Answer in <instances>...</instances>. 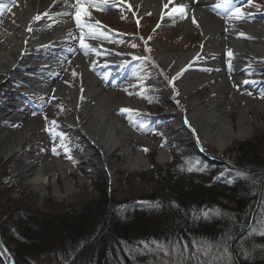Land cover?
Returning a JSON list of instances; mask_svg holds the SVG:
<instances>
[{
	"label": "rangeland",
	"instance_id": "obj_1",
	"mask_svg": "<svg viewBox=\"0 0 264 264\" xmlns=\"http://www.w3.org/2000/svg\"><path fill=\"white\" fill-rule=\"evenodd\" d=\"M213 1L215 7L212 11L220 18L232 14V8L238 6L243 10V21L264 23V3L262 0H252L251 4L248 3V0H231V4L222 7H217L221 0ZM107 2L105 0H85L84 10L77 12V15L80 16L79 25L76 22L78 44L83 53L92 52L96 56V62L93 63L92 70L94 75L97 76L98 84L104 91L112 93L114 100L118 102L115 114L127 121L126 123L136 133L145 135L150 143L142 141L138 137H133L116 148L111 154L106 156L100 154L98 157L100 162L97 164H89L92 158L91 153H93V150L96 151L95 147L84 132L79 134L75 131V126L66 121L73 115V111L66 100L59 95L49 96L47 92L30 93L27 91L26 86L17 80L1 79L0 128L15 130L23 124L30 126L21 146L12 154L3 155L0 146V160L9 161V163L6 162L7 170L3 179L16 184L17 189L20 191L34 192L39 207L63 208L70 203H80L87 196L95 197L97 192L93 182L96 179L93 178V174L98 175L97 180L103 182L105 186L110 185V189L106 190L105 188V191L111 198H124L121 192L128 186L137 188L140 192L147 191L146 189H150L151 185L154 186L153 181H147L145 177V173L151 169V162L158 167L164 166L178 152V149H171L162 134V131L169 130L171 125H168L170 123L180 130L175 138L179 137L192 150L196 147L204 154H211L219 159L230 161L234 159L236 154L235 152L226 153V149L232 147L234 143L264 132V106L262 105L264 96L255 93V86L258 85L259 81L248 78V76H251L249 71L251 67L255 65L264 66V56L243 57L237 79L231 81V88L225 91L224 94L220 95L212 90V86L217 83L216 79H209L193 90V92L203 95L207 105L221 98L220 105L224 107L225 113L234 127L239 118L241 107H245L247 112L245 123L251 124L252 130L244 138L234 139L224 150H220L192 125L190 116L192 107L188 103L190 92L182 95L176 85L183 77V73L179 72V76H177L178 73L173 74V62L168 67L163 68L152 55V51L157 46L168 52L182 50L186 53L203 47V44L195 39L193 31L189 29L187 35H185L186 41H182L180 36L169 34L168 26H175L176 24H173V21L180 20L183 16L178 14L174 18L165 17L161 23L152 26L153 17L151 14L145 13L139 19L130 5L121 4L120 2ZM257 9L258 12L254 11ZM11 15H15L12 1L0 0V25L5 17L13 20ZM91 39L97 40L100 45L93 44ZM81 41L84 42L86 47L82 46ZM113 47L126 50L130 55L125 60L126 68L117 75H115L116 68L109 63V60L99 65L101 58L113 57L110 51ZM225 49L222 64L229 71L232 68V58L235 53L230 47ZM229 52H231V55H229ZM61 58V69L49 71L51 76L49 77L50 88L55 91L57 90L56 84L61 83L77 89L78 84L76 81L79 75L72 64L73 53H64ZM141 58L145 60L142 61ZM197 60L196 57L192 58L190 68H194L200 73L211 72L207 65L195 64ZM43 72V68L37 66L26 74L30 77L39 78ZM174 77L176 78L173 79ZM125 99H136L142 102L144 107H136L125 102ZM21 100L24 102L22 103ZM122 109L126 111H121ZM138 114L142 115L143 120H136ZM158 116L160 118L167 117L163 125L160 123L161 119L157 118ZM151 117L152 120L148 123L147 121ZM144 122H146V125ZM170 141L171 138L169 144L172 145L173 142ZM127 146H132L143 152L148 160L145 169L131 171L126 168L124 148ZM159 150L164 153L165 158H163V161L157 160ZM49 155L60 157L71 163L72 170L67 171L66 175L71 178L75 189L69 195L57 197L52 194L54 183H58L63 190L64 181L59 171H56L54 177H52L49 166L45 167V170L48 171L45 181L47 194L40 195L29 182V178L33 174L30 170H24L22 165L30 162L41 164L42 159L47 158ZM50 165L53 166L51 161ZM111 166L113 171H110ZM228 171L221 170L224 174ZM231 175L236 176L238 174L231 173ZM111 176L114 177L113 180H111ZM259 211L263 212L260 213L257 220V223L261 224L257 226L255 223L254 229L264 231V208ZM192 244L195 247V249L192 248L193 254H189L186 248L184 250L175 241L155 242L153 244L143 243L131 247L128 252L131 256L137 257L136 264H215V262L223 264L221 263L223 261L220 260L222 253L215 252L218 250L217 247L216 249L213 248L210 243H206L204 240L193 241ZM32 263L67 264V260L61 256L47 255L34 258Z\"/></svg>",
	"mask_w": 264,
	"mask_h": 264
},
{
	"label": "trees",
	"instance_id": "obj_2",
	"mask_svg": "<svg viewBox=\"0 0 264 264\" xmlns=\"http://www.w3.org/2000/svg\"><path fill=\"white\" fill-rule=\"evenodd\" d=\"M263 72L262 66L250 68L252 77L264 80ZM256 88L264 96V84ZM157 118L162 125L167 120ZM168 126L163 137L178 152L164 166L151 162L145 177L154 186L144 192L125 187L124 198H111L109 184L93 174L95 197L63 208L39 207L34 192L3 179L9 161L0 160V235L14 264H33L47 255L67 264H136L128 252L133 246L175 241L193 254L192 242L198 240L217 247L223 264H264V231L254 229L264 208V132L226 149L236 154L230 161L192 150L175 138L180 130Z\"/></svg>",
	"mask_w": 264,
	"mask_h": 264
},
{
	"label": "bare ground",
	"instance_id": "obj_3",
	"mask_svg": "<svg viewBox=\"0 0 264 264\" xmlns=\"http://www.w3.org/2000/svg\"><path fill=\"white\" fill-rule=\"evenodd\" d=\"M10 1L13 3L15 13L11 15L13 20L5 17L0 25V80L3 78L20 80L30 93L47 92L49 96L59 95L66 100L73 111V115L66 121L74 125L75 131L79 134L84 132L95 147L96 151L93 150L91 153L92 158L89 164H97L100 162L98 161L100 154L105 156L111 154L133 137L150 143L145 135L136 134L120 116L115 114L118 102L114 100L112 93L103 90L92 71L96 56L92 52L83 53L80 50L75 17L78 9L79 12L84 10L85 0H81L80 4H77V0ZM105 1L130 5L139 19L145 13L151 14L152 26L161 23L165 17L174 18L178 14L167 13L172 12L174 7L184 6L183 18L173 21L175 26H168L169 34L180 36L182 41H186L185 35L189 29L193 31L195 39L200 41L203 47L186 53L182 50L168 52L157 46L152 51L153 58L163 68L173 62L172 73H183V77L176 85L180 94L190 92L188 103L192 107L190 110L192 125L220 150H224L234 139L244 138L252 130V125L245 123L247 115L245 107H241L234 127L224 107L220 105L221 98L207 105L203 95L193 90L209 79H216L217 83L212 86V90L220 95L228 91L231 88V81L238 77L243 57L264 56V23L246 22L242 18L236 19L232 14L220 18L212 11L215 6L213 0H172L171 3L169 0ZM165 4H168L167 8L164 7ZM37 16L40 19H35ZM91 41L95 45H100L97 40L91 39ZM226 47L232 48L235 53L232 58V68L229 71L222 64ZM110 51L113 57L101 58L100 64L109 60L108 62L120 73L125 60L130 55L126 50L114 47ZM67 52L73 53L72 64L79 75L76 81L78 87L74 89L58 83L57 90L53 91V88H50L49 71L61 69V56ZM193 57L198 58L195 64H205L211 72L200 73L190 68ZM37 66H41L44 71L39 78L26 74ZM125 102L136 107H144V104L136 99H125ZM262 105L264 106V103ZM29 129L28 124H23L15 130L0 128L1 153L8 156L16 151ZM124 151L127 169L141 171L146 168L148 160L141 150L127 146ZM163 158H165L164 153L159 150L157 160L163 161ZM50 161L53 166L50 165ZM46 166H49L52 177L56 171L63 176V190L55 182L52 194L62 197L72 193L75 185L66 175L67 171L72 170L71 163L51 155L44 157L41 164L30 162L22 165L24 170H30L33 174L29 182L34 189L40 195L47 194ZM110 171H113L112 166ZM113 179L114 177L111 178Z\"/></svg>",
	"mask_w": 264,
	"mask_h": 264
},
{
	"label": "snow or ice",
	"instance_id": "obj_4",
	"mask_svg": "<svg viewBox=\"0 0 264 264\" xmlns=\"http://www.w3.org/2000/svg\"><path fill=\"white\" fill-rule=\"evenodd\" d=\"M171 2H172V0H169V3H171ZM80 3H81V0H77V4H80ZM248 3L251 4L252 3V0H248ZM229 4H231V0H221V3L217 4V7H222V6H226V5H229ZM164 7L167 8L168 7V4H165ZM78 12H79V9H78ZM231 12H232V15L236 19H241L243 17V15H244L243 10L240 7H238V6L233 7L232 10H231ZM167 14H169V15L179 14V15L183 16L185 14V8L182 5L181 6H178V7H174L173 10H172V12L167 13ZM35 19L38 20V19H40V17L37 16V17H35ZM76 19H77V23L79 25V23H80V16L77 15ZM29 30H31V29H29ZM241 35H243V34L241 33ZM81 44H82L83 47H86L84 45V42L83 41H81ZM229 55H231V52H229ZM179 75L180 74L178 73L177 76H179ZM175 78L176 77H174L173 79H175ZM170 83H171V81H170ZM121 111H126V110L122 109ZM53 123H55V122L53 121ZM54 151H55V149H54ZM193 170H194L193 167H189L188 168V171H193ZM195 170L204 171L203 168H197ZM227 182L228 183H232V181H227ZM204 215L207 216V213H204ZM261 235H264V233H261ZM185 247H187V246H185Z\"/></svg>",
	"mask_w": 264,
	"mask_h": 264
},
{
	"label": "water",
	"instance_id": "obj_5",
	"mask_svg": "<svg viewBox=\"0 0 264 264\" xmlns=\"http://www.w3.org/2000/svg\"><path fill=\"white\" fill-rule=\"evenodd\" d=\"M131 130H133V129L131 128ZM2 240H3V238L0 235V256H1L2 260L4 261V264H14V261H13L11 255L9 254V252H8L7 248L5 247Z\"/></svg>",
	"mask_w": 264,
	"mask_h": 264
}]
</instances>
